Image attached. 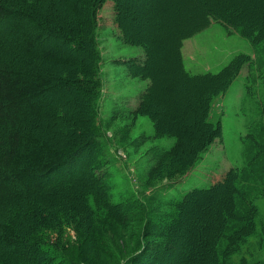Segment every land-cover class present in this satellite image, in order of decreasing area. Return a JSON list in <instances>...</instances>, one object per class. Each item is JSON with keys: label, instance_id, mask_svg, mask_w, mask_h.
Masks as SVG:
<instances>
[{"label": "trees", "instance_id": "obj_1", "mask_svg": "<svg viewBox=\"0 0 264 264\" xmlns=\"http://www.w3.org/2000/svg\"><path fill=\"white\" fill-rule=\"evenodd\" d=\"M104 1L0 0V264H81L65 256L47 234L53 222L62 225L57 211L65 209L81 213L93 226L100 217L121 224L143 221V235L153 239L151 246L141 242V252L128 264H162L160 260L167 257L170 264H236L233 256L257 233L255 201L264 194L263 122L250 123L244 142L246 164L229 170L220 189H189L168 201L170 210L162 214L145 207L141 199L115 198L107 179L108 156L98 149L95 121L101 87L96 78L100 53L95 32ZM174 1L182 5L170 21L182 95L177 107L169 105L163 113L157 110L164 93L156 88L155 38L132 35L137 30L128 24L129 4L117 9L114 17L123 38L145 52L143 59L125 62L132 76L150 80L135 113L148 115L158 135L175 139L160 155L154 172L175 156H185L186 168L194 166L222 137L221 122L211 119L213 101L245 65L254 62L250 67L257 66L264 82V19L254 10L234 0ZM201 10L229 33L248 39L256 56L240 53L218 72H190L181 47L197 27L190 26V19ZM76 52L87 54L84 75L70 76L64 67ZM250 73L248 77L256 81ZM79 95L84 101L76 103ZM62 120L70 125L73 137L59 142L54 134ZM90 147L97 150L82 176L78 154ZM202 213L212 230L202 232L201 247ZM240 264L249 263L243 258Z\"/></svg>", "mask_w": 264, "mask_h": 264}, {"label": "rangeland", "instance_id": "obj_2", "mask_svg": "<svg viewBox=\"0 0 264 264\" xmlns=\"http://www.w3.org/2000/svg\"><path fill=\"white\" fill-rule=\"evenodd\" d=\"M234 2L254 10L259 18L264 19V0ZM124 3L129 4L128 24L132 30H137L132 35L155 38L156 88L164 93L162 102L156 106L161 113L170 110L169 105L177 107L182 95L176 69V49L172 43L174 31L170 29V21H174L182 5L174 0H120L118 3L116 0H106L98 9L95 32L100 53L96 78L101 82L95 121L100 142L98 149H104L108 156V182L115 198L141 199L145 207L162 214L170 210L168 201L195 187L218 190L225 183L229 170L245 166L247 156L244 142L250 123L256 120L264 124V82L258 78L257 66L250 67L254 62L245 65L231 86L213 101L211 119L221 122L222 137L200 155L194 166L186 168L185 156H175L161 170L154 172L153 169L159 165L160 155L174 144L175 139L158 135L148 115L135 113L150 80L132 76L125 65L132 58L143 59L145 52L141 46L129 44L116 26L114 17ZM190 22L191 27H197L193 35L183 40L181 47L185 66L190 72H218L240 53L256 56L248 39L238 33H229L206 10L195 12ZM75 54L74 60L64 67L65 72L70 76L76 72L77 75H84L82 68L87 54ZM249 73L256 81L248 77ZM83 101V96L79 95L75 102ZM66 124L62 120L54 134V139L59 142L73 137L70 125ZM69 131L71 134H68ZM95 149L85 148L78 154L82 176ZM255 202L259 211L257 233L233 256L236 264H240L243 258L249 264L256 260L264 261V194L259 195ZM204 208L207 209V206ZM57 213L62 218V225L58 227L53 222L47 234L61 246V252L75 263L128 264L133 256L141 252V242L146 241L150 247L153 240L143 235V221H125L121 224L119 220L100 217L93 226L75 210L65 209ZM204 216L202 213L201 247L204 240L202 232L207 228L209 232L212 230V223L205 221ZM175 257L172 255V259ZM169 261L171 259L168 257L165 261L160 260L162 264H170Z\"/></svg>", "mask_w": 264, "mask_h": 264}]
</instances>
